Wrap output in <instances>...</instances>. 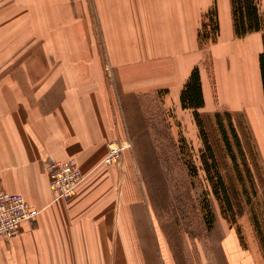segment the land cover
Returning <instances> with one entry per match:
<instances>
[{
    "label": "crops",
    "instance_id": "crops-1",
    "mask_svg": "<svg viewBox=\"0 0 264 264\" xmlns=\"http://www.w3.org/2000/svg\"><path fill=\"white\" fill-rule=\"evenodd\" d=\"M182 1L162 13L154 53L158 62H144L152 53H140L142 62L118 74L117 97L97 81L89 90L83 73L82 90L72 91L80 78L65 69L35 75L30 58L4 63L8 51L0 45V191L20 194L40 211L34 226L24 224L17 237L0 242V264H162L161 259L168 264L153 210L159 252L143 206L136 220L133 205L120 201L118 178L105 163L109 146L136 130L131 100L150 91L154 82L176 100L198 70L204 110L243 114L251 130L264 131V28L238 35L232 0ZM211 16L217 30L200 37L203 26L212 32ZM47 61L48 68L54 66ZM62 61V66L69 64ZM25 77L34 83L31 90H22ZM69 160L86 178L75 196L55 200L47 167ZM222 249L224 264H256L234 231L224 237Z\"/></svg>",
    "mask_w": 264,
    "mask_h": 264
},
{
    "label": "rangeland",
    "instance_id": "rangeland-1",
    "mask_svg": "<svg viewBox=\"0 0 264 264\" xmlns=\"http://www.w3.org/2000/svg\"><path fill=\"white\" fill-rule=\"evenodd\" d=\"M175 2L0 0V45L8 51L4 63L30 58L35 75L65 69L80 78L71 84L72 91L82 90L83 73L89 90L97 81L117 97L118 74L142 62L140 53H152L144 62H158L154 53L162 13ZM258 7L264 25V0H258ZM214 21L211 16L212 32L203 26L200 37L214 32ZM48 59L51 68L43 62ZM62 60L69 64L62 66ZM156 84L130 102L134 133L108 149V155L119 149L106 164L118 178L120 201L133 205L136 220L143 206L159 252L153 210L168 264H224L222 242L231 231L254 254L255 263L264 264V131L251 130L243 114H214L203 107L197 112L204 135L196 111ZM33 85L25 77L21 87L31 90ZM142 228L139 221L137 231Z\"/></svg>",
    "mask_w": 264,
    "mask_h": 264
},
{
    "label": "built area",
    "instance_id": "built-area-1",
    "mask_svg": "<svg viewBox=\"0 0 264 264\" xmlns=\"http://www.w3.org/2000/svg\"><path fill=\"white\" fill-rule=\"evenodd\" d=\"M118 150L112 149L105 163H112ZM47 172L55 200H67L75 196L86 178L75 160L51 163ZM39 215L40 211L32 207L24 196L0 191V242L13 240L20 234L24 224L34 226Z\"/></svg>",
    "mask_w": 264,
    "mask_h": 264
},
{
    "label": "trees",
    "instance_id": "trees-1",
    "mask_svg": "<svg viewBox=\"0 0 264 264\" xmlns=\"http://www.w3.org/2000/svg\"><path fill=\"white\" fill-rule=\"evenodd\" d=\"M235 27L238 35L243 36L250 32L260 31L264 28L263 19L258 7V0H232ZM217 25L214 26V31ZM261 70L264 84V53L261 55ZM181 102L184 108L194 109L195 118L205 135L202 121L198 114V110L205 106V99L202 90L201 75L198 70L194 71L190 79L185 84Z\"/></svg>",
    "mask_w": 264,
    "mask_h": 264
},
{
    "label": "bare ground",
    "instance_id": "bare-ground-1",
    "mask_svg": "<svg viewBox=\"0 0 264 264\" xmlns=\"http://www.w3.org/2000/svg\"><path fill=\"white\" fill-rule=\"evenodd\" d=\"M116 146V145H115ZM81 169V168H80ZM151 211V210H150Z\"/></svg>",
    "mask_w": 264,
    "mask_h": 264
}]
</instances>
